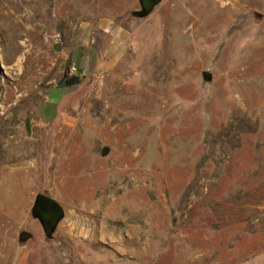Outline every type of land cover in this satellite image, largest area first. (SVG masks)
<instances>
[{
  "label": "rangeland",
  "instance_id": "rangeland-1",
  "mask_svg": "<svg viewBox=\"0 0 264 264\" xmlns=\"http://www.w3.org/2000/svg\"><path fill=\"white\" fill-rule=\"evenodd\" d=\"M137 9L0 0L7 264H264V0ZM102 16L129 29L128 48L107 71L77 70L71 47ZM72 75L41 122L38 105ZM38 193L64 212L51 236L31 214Z\"/></svg>",
  "mask_w": 264,
  "mask_h": 264
},
{
  "label": "crops",
  "instance_id": "crops-1",
  "mask_svg": "<svg viewBox=\"0 0 264 264\" xmlns=\"http://www.w3.org/2000/svg\"><path fill=\"white\" fill-rule=\"evenodd\" d=\"M129 37V29L125 25L115 23L108 16L100 17L94 22V25L89 24V27H85L84 32L79 34L76 42L71 47V57L74 50L79 56L77 70L96 73L112 68L124 56L128 48ZM69 86L60 83L49 89L47 97L37 108L38 117L41 122H51L57 119L64 91ZM49 104L53 105L50 112L47 109ZM0 254V264H7V258L12 256V250L10 249L8 252L5 251ZM21 255L16 264L24 263L23 261L27 254Z\"/></svg>",
  "mask_w": 264,
  "mask_h": 264
},
{
  "label": "water",
  "instance_id": "water-1",
  "mask_svg": "<svg viewBox=\"0 0 264 264\" xmlns=\"http://www.w3.org/2000/svg\"><path fill=\"white\" fill-rule=\"evenodd\" d=\"M160 0H139V5H140V9L134 10L132 12V15L135 17H145L147 16L152 9L154 8V6L159 3ZM55 50H59V47L57 44H55L54 46ZM109 152V148L107 146L103 147L101 150V155L105 156L107 153ZM38 202H41L42 204H48L52 207H59L61 209V212L57 218V220H60L63 218L64 216V212L61 208V206L49 195H46L44 193H38L36 194L35 198H34V204H37ZM32 216L34 218H38L39 221L41 223H43L42 221V217L39 214H36L34 212V210H32ZM56 225H53L50 230L53 231ZM31 236V234L27 231H22L20 233L19 239L20 240H27L29 237Z\"/></svg>",
  "mask_w": 264,
  "mask_h": 264
},
{
  "label": "flooded vegetation",
  "instance_id": "flooded-vegetation-1",
  "mask_svg": "<svg viewBox=\"0 0 264 264\" xmlns=\"http://www.w3.org/2000/svg\"><path fill=\"white\" fill-rule=\"evenodd\" d=\"M44 194H46V193H44ZM32 210H34V212L36 214H39L42 217L43 223H41L39 221V219L36 218L39 221L42 232L46 236H51L53 234V232L55 231L56 227L58 226V224L62 220V219L57 220V218L61 212V209L59 207H52L48 204H42L41 202L34 204V201H33L32 206H31V214H32ZM53 225H56V226H55L54 230L51 231L50 228Z\"/></svg>",
  "mask_w": 264,
  "mask_h": 264
},
{
  "label": "trees",
  "instance_id": "trees-1",
  "mask_svg": "<svg viewBox=\"0 0 264 264\" xmlns=\"http://www.w3.org/2000/svg\"><path fill=\"white\" fill-rule=\"evenodd\" d=\"M79 82V77L77 75H72L69 77H64L60 83H63L65 85H75Z\"/></svg>",
  "mask_w": 264,
  "mask_h": 264
}]
</instances>
